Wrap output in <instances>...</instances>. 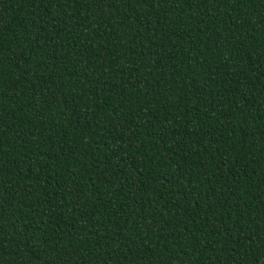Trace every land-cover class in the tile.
Returning <instances> with one entry per match:
<instances>
[{"label":"trees","instance_id":"1","mask_svg":"<svg viewBox=\"0 0 264 264\" xmlns=\"http://www.w3.org/2000/svg\"><path fill=\"white\" fill-rule=\"evenodd\" d=\"M0 264H264V0H0Z\"/></svg>","mask_w":264,"mask_h":264}]
</instances>
